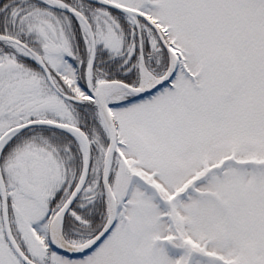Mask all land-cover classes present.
Masks as SVG:
<instances>
[{
  "label": "snow or ice",
  "instance_id": "obj_1",
  "mask_svg": "<svg viewBox=\"0 0 264 264\" xmlns=\"http://www.w3.org/2000/svg\"><path fill=\"white\" fill-rule=\"evenodd\" d=\"M0 264H264V0H0Z\"/></svg>",
  "mask_w": 264,
  "mask_h": 264
}]
</instances>
